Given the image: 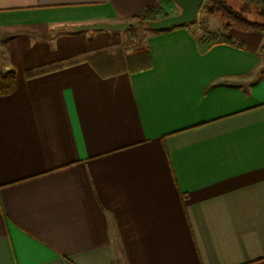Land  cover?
I'll return each mask as SVG.
<instances>
[{
    "label": "crops",
    "instance_id": "obj_1",
    "mask_svg": "<svg viewBox=\"0 0 264 264\" xmlns=\"http://www.w3.org/2000/svg\"><path fill=\"white\" fill-rule=\"evenodd\" d=\"M158 0H0V264H264V32L146 38Z\"/></svg>",
    "mask_w": 264,
    "mask_h": 264
},
{
    "label": "rangeland",
    "instance_id": "obj_2",
    "mask_svg": "<svg viewBox=\"0 0 264 264\" xmlns=\"http://www.w3.org/2000/svg\"><path fill=\"white\" fill-rule=\"evenodd\" d=\"M161 9L158 19L163 18L165 14L175 15L180 12V8L173 0H158ZM234 9L242 12L249 20L264 22L263 7L254 0H226ZM196 36H205L212 41H220L225 39V23L218 15L210 14L204 6L200 8L197 18L185 25ZM155 29L151 28L144 22L130 20L123 28L122 43L118 48L112 50V63L114 67L125 65L126 59L132 55L137 49H146V38Z\"/></svg>",
    "mask_w": 264,
    "mask_h": 264
},
{
    "label": "trees",
    "instance_id": "obj_3",
    "mask_svg": "<svg viewBox=\"0 0 264 264\" xmlns=\"http://www.w3.org/2000/svg\"><path fill=\"white\" fill-rule=\"evenodd\" d=\"M264 8V0H254ZM204 6L210 14L218 15L225 23V30L238 29L242 31L264 32V22L249 20L245 15L234 9L226 0H205ZM264 11V9H263ZM161 13L159 8H146L141 15L132 18L133 21L144 22L148 25L149 22L158 19ZM263 16H264V12ZM164 17L169 15L165 14ZM212 41L214 39H209ZM88 61L94 68L102 74L117 73L122 71H137L149 67L151 64L150 52L148 49H137L131 56L126 59L125 65L114 67L112 63V55L108 50H98L90 55ZM16 87V75L13 71L7 73L0 72V96L11 94Z\"/></svg>",
    "mask_w": 264,
    "mask_h": 264
},
{
    "label": "water",
    "instance_id": "obj_4",
    "mask_svg": "<svg viewBox=\"0 0 264 264\" xmlns=\"http://www.w3.org/2000/svg\"><path fill=\"white\" fill-rule=\"evenodd\" d=\"M180 8V12L151 21L148 25L155 30L171 28L193 22L205 0H173Z\"/></svg>",
    "mask_w": 264,
    "mask_h": 264
}]
</instances>
